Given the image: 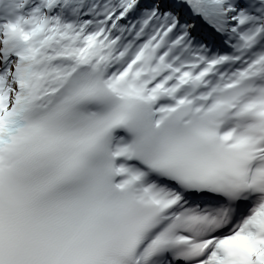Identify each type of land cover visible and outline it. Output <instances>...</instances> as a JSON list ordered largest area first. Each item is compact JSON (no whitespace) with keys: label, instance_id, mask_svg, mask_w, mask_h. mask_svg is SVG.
I'll return each mask as SVG.
<instances>
[{"label":"snow or ice","instance_id":"1","mask_svg":"<svg viewBox=\"0 0 264 264\" xmlns=\"http://www.w3.org/2000/svg\"><path fill=\"white\" fill-rule=\"evenodd\" d=\"M0 264H264V0H0Z\"/></svg>","mask_w":264,"mask_h":264}]
</instances>
